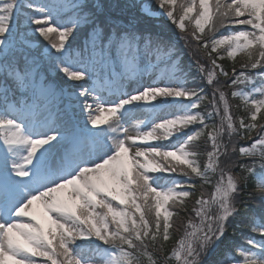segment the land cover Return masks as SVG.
I'll use <instances>...</instances> for the list:
<instances>
[{
    "label": "snow or ice",
    "instance_id": "6c2138e0",
    "mask_svg": "<svg viewBox=\"0 0 264 264\" xmlns=\"http://www.w3.org/2000/svg\"><path fill=\"white\" fill-rule=\"evenodd\" d=\"M155 3L0 0V264H264V0ZM29 34L48 42L40 55ZM104 63L124 69L107 95L70 83ZM54 73L83 127L53 108Z\"/></svg>",
    "mask_w": 264,
    "mask_h": 264
},
{
    "label": "trees",
    "instance_id": "16d2710c",
    "mask_svg": "<svg viewBox=\"0 0 264 264\" xmlns=\"http://www.w3.org/2000/svg\"><path fill=\"white\" fill-rule=\"evenodd\" d=\"M36 2L37 3H41V2H44V0H36ZM133 2L137 5L135 11L138 14L140 12V8L144 7L145 5L150 10H153V11H156L157 10L155 0H133ZM66 15H70V13H66ZM148 19H150V21L153 20L152 18H148ZM157 22H160V23H163V24H167V25L169 23H171L165 17H159V18H157ZM174 27H176V26H174ZM192 27H193V25L192 24H189V31L192 30ZM237 27L243 28L245 26H237ZM156 30L157 31H162L166 36H170L173 40H175L177 42V40L175 38H173L174 34H172L171 32H169V31H163L164 29H160V28L159 29H156ZM205 31L206 32L208 31L207 28L205 29ZM221 31H224V30L221 29ZM28 39H29L30 44H35V48L33 49V53L36 54V55H40L41 52L44 50V47L48 43L42 37H39L37 35L29 34ZM69 42H71V38H69ZM84 42H85L84 41V38L81 37V38L78 39V41L76 42V44L73 45V47L74 48L80 47V46H82L84 44ZM177 47L182 50V53L181 54H182L183 64L185 66H187L186 67V70H189V68H190V73L191 74H195L196 69L194 67V64H193V61H192L191 57L187 54L188 50L184 47L183 40H181V42H177ZM52 51L55 52L54 49ZM221 54L222 55L225 54L223 49H221ZM87 55L88 54L85 53V58L87 57ZM244 59H245V57L242 54L237 56V58H236V66H237L238 70H239L240 63H242ZM219 63L223 64L226 69H230V67L233 64V61L231 59L225 57V59L222 60V61H219ZM115 67H116V69H120V66L119 65H116ZM60 76H62V74H60L59 76L57 74H55V73L52 74V78H51L52 79V82H55V83L59 84V86H67L68 87L67 84L62 83ZM70 83H72V84H83L84 85V83H81V81H78L76 83H75V81H73V82H70ZM203 85H204V81L201 80V79H199V78H197L196 84L195 85H190V86L195 87V86H203ZM68 89H69V87H68ZM205 91L206 92H209L210 89L205 88ZM229 101H230V103L232 105H236V104H239L240 103V101L238 99H234L230 95H229ZM233 111H234V113L236 115H244V113L242 111H238L235 107L233 108ZM198 127H199L198 125H191L190 126V128H198ZM173 140H175V136L172 137L168 141H164V143H166V144L167 143H171ZM199 143H200V146L203 145V140L200 141ZM240 143L243 144L245 142L244 141H241ZM247 143H251V142L249 141ZM201 151H203V148L202 147H201ZM200 160H201V163L203 164L205 162V157L202 155L200 157ZM153 175H168V174L167 173H157V174H153ZM173 175H175V174H173ZM213 179H215V177H213ZM204 190H205V192L207 194H210L212 192V187L210 185H206ZM195 198L196 197H192V198H189L188 199L187 204H188V207L189 208L192 207V204H193V201H194ZM205 198H207V196ZM253 207H254L255 210L258 211V204L257 205H254ZM185 220H186V217L183 214L180 217L175 218V222H176L177 228L179 230H177V231L174 232L173 237H172V240L168 244V247L169 248H172L175 245L176 240L181 236V234L183 232V224H184ZM230 234H231V231H230Z\"/></svg>",
    "mask_w": 264,
    "mask_h": 264
},
{
    "label": "rangeland",
    "instance_id": "374dc122",
    "mask_svg": "<svg viewBox=\"0 0 264 264\" xmlns=\"http://www.w3.org/2000/svg\"><path fill=\"white\" fill-rule=\"evenodd\" d=\"M146 7V5L144 6ZM148 8V7H146ZM153 11V10H152ZM157 18H159V16L157 17H152V25L154 26L155 29H164L163 31H169L172 34H174L173 38H175L177 40V42H181V40L178 39V33L179 30L174 27L175 25H172L171 23L167 24H163L160 22H157ZM96 69H105L106 70V74L103 75V73L100 72V74H96L97 76L95 77V79L92 80V84L89 87H97L98 89H100L104 95H107V91L106 89H108L111 85L109 83L110 79H114L118 77V74L115 73V71L112 69V65L111 64H102V66L98 65L96 67ZM164 70V66L161 65L159 68L156 69V73H160ZM124 71V69H123ZM122 71V72H123ZM109 76V77H107ZM103 77V78H102ZM87 79V78H86ZM78 81H75V83ZM87 83V82H86ZM145 83H151V80L148 79L147 77H145ZM58 89L60 88L59 84L57 83H53ZM135 85H133L132 87L128 88L127 90L129 91H133L135 89ZM64 88V93L60 94L59 92L57 93V96L54 98V100L52 101V106L54 109H63V110H67L69 112H74L76 114V122L80 127H83L85 120H86V116H82L80 115V100L77 99L72 93L67 92V87L63 86ZM73 100V101H72ZM89 102L91 103V99H89ZM167 115V113H157L156 116H164ZM149 114L145 113L143 115H138L137 119L139 120H146L148 119ZM135 122V121H133ZM89 127H91L89 125ZM94 131L97 129H93ZM201 147L203 148L204 146L201 145ZM44 258L42 257H37V262L38 264H41V262L43 261Z\"/></svg>",
    "mask_w": 264,
    "mask_h": 264
},
{
    "label": "bare ground",
    "instance_id": "6f19581e",
    "mask_svg": "<svg viewBox=\"0 0 264 264\" xmlns=\"http://www.w3.org/2000/svg\"><path fill=\"white\" fill-rule=\"evenodd\" d=\"M141 103H143V102H141ZM146 113V112H145ZM145 113H141L140 115H143V114H145ZM148 114V113H147ZM129 127H130V131H133V129L131 128V125H129Z\"/></svg>",
    "mask_w": 264,
    "mask_h": 264
}]
</instances>
